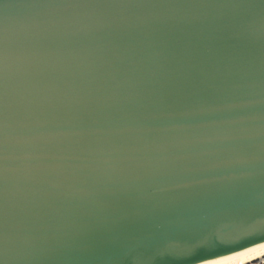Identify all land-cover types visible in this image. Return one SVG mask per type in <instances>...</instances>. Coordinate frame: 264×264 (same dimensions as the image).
Wrapping results in <instances>:
<instances>
[{"label": "water", "instance_id": "1", "mask_svg": "<svg viewBox=\"0 0 264 264\" xmlns=\"http://www.w3.org/2000/svg\"><path fill=\"white\" fill-rule=\"evenodd\" d=\"M263 245L264 0H0V264Z\"/></svg>", "mask_w": 264, "mask_h": 264}, {"label": "bare ground", "instance_id": "2", "mask_svg": "<svg viewBox=\"0 0 264 264\" xmlns=\"http://www.w3.org/2000/svg\"><path fill=\"white\" fill-rule=\"evenodd\" d=\"M264 255V245L214 264H245Z\"/></svg>", "mask_w": 264, "mask_h": 264}, {"label": "built area", "instance_id": "3", "mask_svg": "<svg viewBox=\"0 0 264 264\" xmlns=\"http://www.w3.org/2000/svg\"><path fill=\"white\" fill-rule=\"evenodd\" d=\"M245 264H264V255Z\"/></svg>", "mask_w": 264, "mask_h": 264}]
</instances>
